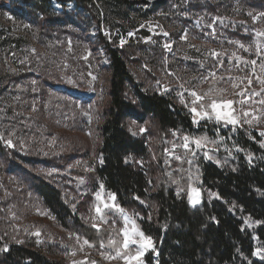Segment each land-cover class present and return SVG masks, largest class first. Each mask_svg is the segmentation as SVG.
I'll return each instance as SVG.
<instances>
[{"label":"rangeland","instance_id":"obj_1","mask_svg":"<svg viewBox=\"0 0 264 264\" xmlns=\"http://www.w3.org/2000/svg\"><path fill=\"white\" fill-rule=\"evenodd\" d=\"M158 1L147 0L146 4L130 9L129 21L123 16V20L116 19L115 13L110 15L109 25H101L99 31L94 23L86 25L81 21L80 24L78 20L82 28L77 30L71 18L89 16L74 0H65L62 5L56 0L49 3L56 14L61 8L72 14L64 19L66 25L59 32L41 31L37 22H28L24 17L17 20L10 11L0 8V26L6 32L16 30L21 36L23 63L36 64L47 72V78L60 83L50 89L46 84L38 86L33 80L26 81V86L18 88L23 95L22 109L15 113L16 120L10 119L13 113L7 114L5 110L8 122L0 127V146L6 154V157L0 155L2 248L12 243L30 244L45 251L52 250L65 264H92L93 261L95 264H126L116 256L117 249L131 255L138 249V245L127 250L121 247V230L126 226L131 228L132 221L139 228L133 212L112 200V193L104 186L101 188V183L92 186L90 178L99 161L102 119L101 105L97 102L106 100L109 78L108 58L97 39L99 32L109 41L115 38L118 46L126 47L127 66L143 90L178 102L194 125H206L211 130L230 128L255 132L260 139L258 143L264 147V135H261L264 133V103H261L264 101V83H261L264 80V36L256 35L258 31L264 32V1L163 0L164 4L151 12L152 4ZM12 2L6 0V7L10 8ZM130 22L139 26L128 27ZM131 52L135 57L129 54ZM253 60L255 65L250 63ZM30 86L35 94L32 99L25 96L27 89L24 88ZM80 88L88 89L83 93L78 91ZM193 92L204 99L193 104L196 99ZM213 100L218 104L223 100L234 101L232 109L240 123L232 125L217 120L214 113L211 117H197L194 122L192 107L211 112L208 105ZM28 106L37 112L32 113ZM129 129L147 142L152 161L160 159L165 166L167 162H179L183 170L189 172L185 191L189 204L197 206L200 202L193 205L189 200L190 188H198L201 201L195 170L198 171L201 158L217 162L214 154L221 148L217 139L162 131L152 120L131 121ZM184 136L189 137L188 149L183 147ZM194 139L203 141L200 148H196ZM15 157L22 161L17 162ZM186 164L191 168L187 169ZM39 180L59 188L82 222L97 230L108 228L107 240L96 246L75 234L71 226L68 229L61 226L32 188ZM105 204L109 207H104ZM113 204L119 208L112 207ZM97 206L101 208L99 213ZM244 225L250 230L254 226L248 218L244 219ZM254 245V253L259 250L255 257L264 260V246L255 238ZM151 249L140 257L142 264H145L144 255Z\"/></svg>","mask_w":264,"mask_h":264},{"label":"trees","instance_id":"obj_2","mask_svg":"<svg viewBox=\"0 0 264 264\" xmlns=\"http://www.w3.org/2000/svg\"><path fill=\"white\" fill-rule=\"evenodd\" d=\"M11 1L7 8L6 0H0V8L10 11L17 20L24 17L28 22H37L41 31L59 32L66 25L64 19L72 17L62 8L56 14L49 6L51 0ZM56 1L62 5L65 0ZM74 1L89 16L71 18L77 30L82 28L81 21L86 25L94 23L100 30L101 25H109L107 20L114 13L116 19L124 17L129 21L128 11L147 3V0ZM163 4V0L152 4L151 12ZM4 29L0 26V127L8 122L5 110L7 114L13 113L10 119L16 120L23 95L18 88L26 86V81L33 80L38 86L46 84L50 89L60 85L47 78V72L36 64L23 63L21 36L16 30ZM97 39L108 58L109 78L106 100L97 102L101 105L102 119L99 161L90 178L92 186L101 183L114 194L120 207L130 209L140 230L152 238L154 248L144 255L145 264H264L254 254V238L264 246V147L258 143L259 136L241 129L211 130L206 125H194L178 102L145 91L135 82L127 66L126 47L118 46L115 38L109 41L102 37L100 32ZM24 89L28 99L35 96L31 86ZM87 89L78 91L85 93ZM28 109L37 112L31 106ZM146 120L154 121L162 131L217 139L221 146L214 154L217 162L201 158L198 171L195 170L201 188L197 206L189 204L185 191L189 172L179 162H167L165 166L160 159L152 161L147 142L130 132L129 122ZM0 155L6 157L2 146ZM186 166L191 168L190 164ZM32 188L61 226L67 229L71 226L75 234L96 246L107 240L109 229L97 230L77 218L59 188L41 180ZM245 218L254 224L251 230L245 227ZM1 243L0 238V264H65L52 250L13 243L2 248Z\"/></svg>","mask_w":264,"mask_h":264},{"label":"snow or ice","instance_id":"obj_3","mask_svg":"<svg viewBox=\"0 0 264 264\" xmlns=\"http://www.w3.org/2000/svg\"><path fill=\"white\" fill-rule=\"evenodd\" d=\"M253 19L255 20L256 17H253ZM164 34L168 35V33H164ZM128 35L131 36V35H133V33H129ZM256 35L257 36H264V32L258 31L256 33ZM121 43L123 44V41H121ZM165 47L169 48L170 45H165ZM258 52H259V49H258ZM250 63L255 65L256 61L253 60ZM262 67H264V65H262ZM253 71H255V69H253ZM248 83L249 84L252 83L251 79L248 80ZM261 83H264V80H262ZM240 94H242V93H238V95H240ZM256 94H258V93H254V95H256ZM192 95L196 98L193 101V104H196L197 101L204 99V97L197 95L195 92H193ZM244 102L245 101H241V103H244ZM233 103H234V101H232V100H223L218 104L215 100H213L211 102V104L208 105V108L211 109V112H209L207 110L198 111L196 107H192L191 111L194 113L193 120H194V122H196L197 117H200V118L211 117V115L214 113L215 118L217 120H224L229 124L237 125L240 123V121L234 115L235 110L232 109ZM261 103H264V101H261ZM200 107H201V109H204L205 106L203 104H201ZM221 109H226V110H221ZM244 115L247 116L248 113L245 112ZM247 122L251 123V121H247ZM141 131H144V129H141ZM261 135H264V133H261ZM183 140H184L183 147L185 149H188L189 148V137L184 136ZM8 143L11 144V141H8ZM193 143L195 144L196 148H200L203 144V141L201 139H194ZM177 159H179V157H177ZM101 188H103V185H101ZM100 195L101 194L98 192L97 197L100 198ZM199 196H200V191L198 188H190L189 200L193 205L198 204L200 202ZM111 199L115 200L114 194L111 195ZM111 206L115 207V208H119V206L115 205V204H113ZM104 207H109V205L105 204ZM119 210L121 212L124 211L123 209H119ZM96 212H98V213L101 212V208L99 206L96 207ZM125 219L127 220L128 218L125 217ZM121 231L123 232V241H122L121 247L123 249L127 250L132 245H138V249H137L135 255H131L128 252H122L120 249H117L116 256L124 259L126 261V264H133V261L137 262V264H142L140 257L148 249L154 248V243H153L152 238L150 236L145 235V233L143 231H141L136 226L134 221H132L131 228H128L126 226ZM37 235H39V233H37ZM85 243H87V241H85ZM110 243L115 244L116 242L110 241ZM101 246H103V245H101ZM254 254H259V250L257 251V253H254ZM108 258L114 259L115 257H108ZM73 264H76V262H73ZM92 264H95V261H93Z\"/></svg>","mask_w":264,"mask_h":264}]
</instances>
